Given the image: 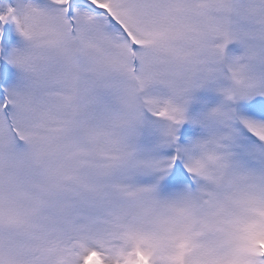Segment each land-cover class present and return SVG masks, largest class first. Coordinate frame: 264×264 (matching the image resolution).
<instances>
[{
	"label": "snow or ice",
	"instance_id": "6c2138e0",
	"mask_svg": "<svg viewBox=\"0 0 264 264\" xmlns=\"http://www.w3.org/2000/svg\"><path fill=\"white\" fill-rule=\"evenodd\" d=\"M0 264H264V0H0Z\"/></svg>",
	"mask_w": 264,
	"mask_h": 264
}]
</instances>
